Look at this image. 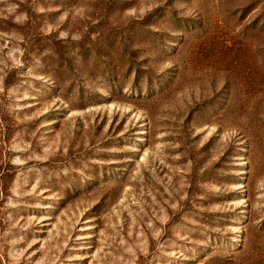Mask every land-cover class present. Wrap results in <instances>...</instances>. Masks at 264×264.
<instances>
[{
  "label": "rangeland",
  "instance_id": "obj_1",
  "mask_svg": "<svg viewBox=\"0 0 264 264\" xmlns=\"http://www.w3.org/2000/svg\"><path fill=\"white\" fill-rule=\"evenodd\" d=\"M0 264H264V0H0Z\"/></svg>",
  "mask_w": 264,
  "mask_h": 264
}]
</instances>
